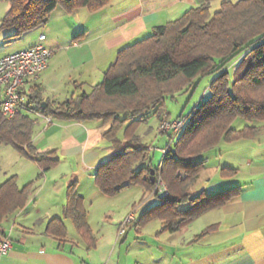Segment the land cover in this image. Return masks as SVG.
I'll return each mask as SVG.
<instances>
[{"label":"trees","instance_id":"obj_1","mask_svg":"<svg viewBox=\"0 0 264 264\" xmlns=\"http://www.w3.org/2000/svg\"><path fill=\"white\" fill-rule=\"evenodd\" d=\"M7 1L9 8L0 23V28L6 30L7 42L46 24L58 7L69 11L80 6L97 10L109 2ZM211 3L212 0H205L120 48L102 80L88 91L51 101L41 96L39 87L26 90L38 112L52 119H101L108 124L102 135L113 152L96 167L94 182L102 193L110 196L133 184L151 194L154 203L138 224L158 218L162 230L176 231L200 213L229 201L235 194L234 188L212 194L190 191V185L205 167L202 154L223 141L255 137L261 128L256 123L264 120V0H223L214 12ZM230 64L232 70L227 67ZM214 73L217 75L209 83L210 93L188 114L177 118L183 119L178 132L161 130L169 135V142L164 145L159 162L154 164L151 148L139 137L140 126L151 113L160 122L169 118L165 110L167 97L192 88L196 80ZM239 117L246 120L241 128L234 125ZM36 123L37 117L29 113L8 117L0 110V143L12 144L48 169L60 159L56 149L39 151L34 145ZM223 170L225 174L231 172L228 168ZM159 179L169 190L166 196L158 191ZM17 180V174H12L0 183V222L24 207L28 200L33 182L19 187ZM77 184L74 180L67 186L64 215L73 220L88 246H92L96 237ZM183 203L188 206H182ZM47 231L62 238L67 235L59 217L49 220Z\"/></svg>","mask_w":264,"mask_h":264},{"label":"crops","instance_id":"obj_2","mask_svg":"<svg viewBox=\"0 0 264 264\" xmlns=\"http://www.w3.org/2000/svg\"><path fill=\"white\" fill-rule=\"evenodd\" d=\"M204 1L109 0L97 10L58 7L47 22L49 34L40 32L46 34L42 42L53 51L48 65L37 78L29 77L24 88L39 87L41 96L51 101L88 91L102 80L120 48ZM4 34L0 30V56L13 49L4 41ZM35 116L39 126H35L34 145L39 151L56 149L60 160L45 169L22 153L21 167L0 177L1 183L9 174H17L19 187L33 182L25 206L0 222V238L8 236L13 241L12 247L0 254V264H264V120L256 123L261 128L255 137L223 141L204 152L205 167L190 185L194 194L234 188L233 197L200 213L183 228L168 231L161 229L158 218L138 224L154 203L151 194H145L146 200L143 196L129 200L126 210L115 217L109 206L102 213L98 212L101 207L94 205H108L105 200L123 197V191L137 185L110 196L94 182L96 167L113 152L102 135L107 123L55 118L47 123L43 116ZM223 168L231 172L225 174ZM202 176L205 184L199 188ZM74 180L96 237L92 246L64 215L67 186ZM130 213L136 220L129 228L134 227L135 233L130 235L127 230L119 238L121 222ZM53 217L63 221L66 237L47 231ZM207 228V233L195 238Z\"/></svg>","mask_w":264,"mask_h":264},{"label":"rangeland","instance_id":"obj_3","mask_svg":"<svg viewBox=\"0 0 264 264\" xmlns=\"http://www.w3.org/2000/svg\"><path fill=\"white\" fill-rule=\"evenodd\" d=\"M222 1L223 0H212L211 11L214 12L218 10L221 6ZM231 1L235 2L237 0H231ZM8 8H9V2L7 0H0V15L5 14ZM48 25L49 24L46 23L44 25H40L36 28L30 29L26 31L24 34H22L20 38L12 39L11 41H8L7 44L12 45L11 46L13 48L11 49L12 51L32 45V43H35L39 39L41 31H45L46 34L48 33ZM0 30H2L3 34L4 32H6L5 29L0 28ZM148 34L150 33H146L145 35L137 39L147 36ZM2 44L5 45V42ZM227 67H229L231 70L233 69V66L231 64L228 65ZM216 75L217 73L206 75L202 77L200 80H196V84L193 85L192 88H188V89L186 88L183 91L174 93L173 96L167 97L165 110L169 112V118H167L166 120L173 121L177 119L181 114H184V115L188 114L189 111L194 107V105L203 96H207L210 93L209 83ZM31 115L35 116L34 114H31ZM38 118L40 119L39 116ZM91 120H95V119H91ZM162 122L163 121L160 122L157 115L151 113L148 116L147 120H145L142 123V125L140 126L138 130V134L141 139V142L143 144H147L151 148L150 154H151V157L153 159L152 161L154 164H157L159 162L160 158L163 155V147L167 142H169V135L167 133L161 132L160 125ZM245 122L246 120L244 118L239 117L234 122V125L236 127L237 126L242 127ZM38 126H39V123H36V128ZM207 153H209V151ZM212 155L214 154H211L210 156ZM23 160H24L23 154L12 144H8V143L0 144V177L3 178L6 172L10 173V171H12L13 169L18 170L21 167V164L24 162ZM10 175L12 174H9L8 176ZM203 175L205 176L204 173ZM204 176L199 178L197 182L198 183L197 185L200 184L199 188H201L202 185L205 184V180L203 178ZM118 194H115L114 196H117ZM123 194H124L123 197L120 195L118 196V198L114 197V198H108L107 200H105V201H109L108 205L106 203L99 204V202L98 204L94 202V205H96L97 208L101 207L100 209H98V212L101 211L102 213H103V210H107V206H109L108 209H110V211L113 214V217H115V215L117 216L120 212L123 211V209L126 210V207L129 206L128 204L129 200L131 201V199L133 200L134 198L138 201V200H141L142 198L141 196H143L145 198L144 200H146V197H147L145 196V193L142 190V187L139 185L130 186L129 189L123 191ZM182 206L186 207L188 206V204L183 203ZM126 216L127 215L124 216V219ZM128 230H129L128 233L130 235H133L135 233L134 227H131Z\"/></svg>","mask_w":264,"mask_h":264},{"label":"built area","instance_id":"obj_4","mask_svg":"<svg viewBox=\"0 0 264 264\" xmlns=\"http://www.w3.org/2000/svg\"><path fill=\"white\" fill-rule=\"evenodd\" d=\"M45 38L46 34L41 33L39 42L0 56V110L8 117L17 113H29L43 116L47 123L52 121L51 116L41 114L30 103L29 95L24 88L29 77L37 78L48 65L53 51L42 42ZM182 124L183 119L165 120L161 123L160 129L174 130L176 133ZM157 188L163 196L169 192L161 179L158 181ZM135 220L133 213L125 217L118 230L119 238L127 233ZM12 245L13 241L10 237L0 238V254L6 253Z\"/></svg>","mask_w":264,"mask_h":264},{"label":"water","instance_id":"obj_5","mask_svg":"<svg viewBox=\"0 0 264 264\" xmlns=\"http://www.w3.org/2000/svg\"><path fill=\"white\" fill-rule=\"evenodd\" d=\"M46 106V103H45V101H43V107H45ZM152 172H154L153 170H152Z\"/></svg>","mask_w":264,"mask_h":264}]
</instances>
